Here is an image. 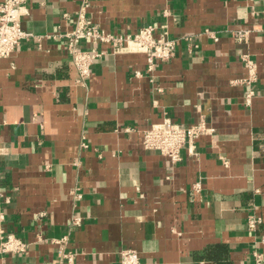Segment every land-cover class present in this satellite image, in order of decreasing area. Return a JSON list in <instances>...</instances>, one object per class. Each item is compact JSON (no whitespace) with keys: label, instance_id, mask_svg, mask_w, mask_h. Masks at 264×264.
I'll use <instances>...</instances> for the list:
<instances>
[{"label":"crops","instance_id":"crops-1","mask_svg":"<svg viewBox=\"0 0 264 264\" xmlns=\"http://www.w3.org/2000/svg\"><path fill=\"white\" fill-rule=\"evenodd\" d=\"M85 1L26 0L34 36L0 59V189L12 197L0 213L28 244L0 264H68L62 252L121 264L124 250L143 264H253L264 254V0H89L105 31L167 26L177 46L150 75L143 54L100 46L83 86L60 36ZM246 56L257 66L249 105ZM166 118L209 130L178 164L142 145ZM250 214L263 219L256 232Z\"/></svg>","mask_w":264,"mask_h":264},{"label":"built area","instance_id":"built-area-1","mask_svg":"<svg viewBox=\"0 0 264 264\" xmlns=\"http://www.w3.org/2000/svg\"><path fill=\"white\" fill-rule=\"evenodd\" d=\"M89 0H86L80 11L77 13L72 31L60 36L64 39V45L68 57L75 65L79 79L78 83L86 86L91 77V70L94 62L107 54L100 50V46H108L113 54L137 53L146 57V73L152 74L159 63L169 62L176 51V40L169 37L167 26L160 29L157 26L149 25L141 28L136 34L124 35L114 34L105 31L98 23H95L88 14ZM26 0H1L0 1V59L10 58L16 52L20 44L29 40L34 35L23 28L22 22L28 14ZM67 17V16H66ZM210 33V31H207ZM248 32L242 30L237 32L236 38L242 40ZM89 45V48L86 46ZM244 64L247 71V78L243 84L248 88L246 92L247 104L255 96L252 84L257 80V66L249 56L244 57ZM136 77L142 74L137 72ZM133 131L126 128V132ZM209 130L204 123L193 126H182L170 119H165L160 124L152 125L142 132V145L148 152H155L167 157L172 164L181 162V152L188 148L191 152L196 149V142L200 136L207 134ZM84 148L87 145L82 144ZM6 152L0 146V155ZM224 161V160H223ZM201 184L193 186V191L199 193ZM74 198L80 200L82 195L74 192ZM11 196L0 189V199L6 203L11 202ZM5 216L0 213V253L1 254H24L28 250V244L15 234L7 233L4 229ZM81 219L74 218L73 224L80 225ZM263 223V219L255 214H250L247 219L248 230L256 232ZM68 237L55 241L58 244H65ZM264 242V238L262 239ZM61 255L72 264L73 255ZM121 264H143L138 253L134 250H124L121 253ZM253 264H264V254L259 251L253 253Z\"/></svg>","mask_w":264,"mask_h":264}]
</instances>
